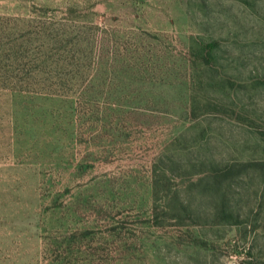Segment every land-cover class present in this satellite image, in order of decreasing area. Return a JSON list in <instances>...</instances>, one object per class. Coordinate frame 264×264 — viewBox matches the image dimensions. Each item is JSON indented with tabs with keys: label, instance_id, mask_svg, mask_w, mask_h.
<instances>
[{
	"label": "rangeland",
	"instance_id": "rangeland-1",
	"mask_svg": "<svg viewBox=\"0 0 264 264\" xmlns=\"http://www.w3.org/2000/svg\"><path fill=\"white\" fill-rule=\"evenodd\" d=\"M7 18L66 24L74 57L0 85V264H264V0H0Z\"/></svg>",
	"mask_w": 264,
	"mask_h": 264
},
{
	"label": "trees",
	"instance_id": "trees-1",
	"mask_svg": "<svg viewBox=\"0 0 264 264\" xmlns=\"http://www.w3.org/2000/svg\"><path fill=\"white\" fill-rule=\"evenodd\" d=\"M41 25V24H40ZM33 21L7 18L0 31V85L11 90L31 89L34 84H44L54 68L72 65L74 43L72 31L66 24L52 23L51 27L40 26ZM219 45L212 40L202 45L205 61L212 58L211 52ZM81 51V49H80ZM73 53V54H72ZM79 56L73 61L79 62ZM218 178L222 173H218ZM216 175V176H217ZM219 181V179H218ZM221 215L225 220L237 217L221 202ZM223 220V219H222Z\"/></svg>",
	"mask_w": 264,
	"mask_h": 264
}]
</instances>
